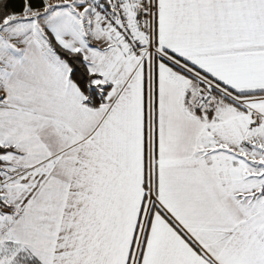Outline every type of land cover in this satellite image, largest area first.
I'll return each instance as SVG.
<instances>
[{
	"label": "snow or ice",
	"instance_id": "1",
	"mask_svg": "<svg viewBox=\"0 0 264 264\" xmlns=\"http://www.w3.org/2000/svg\"><path fill=\"white\" fill-rule=\"evenodd\" d=\"M0 264H264V0H0Z\"/></svg>",
	"mask_w": 264,
	"mask_h": 264
}]
</instances>
